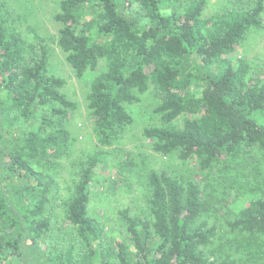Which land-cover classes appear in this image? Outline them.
Returning a JSON list of instances; mask_svg holds the SVG:
<instances>
[{
    "label": "trees",
    "instance_id": "trees-1",
    "mask_svg": "<svg viewBox=\"0 0 264 264\" xmlns=\"http://www.w3.org/2000/svg\"><path fill=\"white\" fill-rule=\"evenodd\" d=\"M204 7L58 0L54 41L74 75L100 64L85 95L95 139L85 151L46 41L23 36L0 0V264H264V75L225 57L262 26L264 3ZM148 91L161 96L144 139L193 160L198 179L146 170L145 207L118 210L114 238L88 210L91 185L132 122L125 105ZM134 164L120 160L115 175L127 180Z\"/></svg>",
    "mask_w": 264,
    "mask_h": 264
},
{
    "label": "rangeland",
    "instance_id": "rangeland-1",
    "mask_svg": "<svg viewBox=\"0 0 264 264\" xmlns=\"http://www.w3.org/2000/svg\"><path fill=\"white\" fill-rule=\"evenodd\" d=\"M6 1L13 10L16 26L22 35L32 40H35L38 35L46 41L49 50V66L55 74L65 78L66 84L63 91L77 105L68 126L72 135L77 136L76 149L89 150L94 146L95 139L92 124L87 115L85 95L87 85L100 71V64L94 70L87 69L80 78L74 75L72 68L65 61L64 53L54 41L59 23L54 21L52 15L57 10L58 0ZM191 1L193 0H176V3L185 6ZM253 3L254 0H205L203 15L209 16L226 8H246ZM262 17V26L255 31L253 28L249 29L245 39L239 42L225 57L232 62L236 61L235 59L238 57L250 60L255 65L254 70L264 75V10ZM160 96L156 91H148L139 95L140 100L136 103L125 105L132 117V122L118 143L109 147V150H115L108 155L107 163H104L98 173V180L91 185V200L88 203V210L103 222L106 231L114 238H119L122 233L118 210L128 207L131 212L138 213L145 207L144 194L147 189L143 174L146 170L164 169L198 179L193 160L183 162L176 155L161 156L152 150L149 142L142 135V129L155 122L156 116L152 114V110ZM176 122L180 124L182 118H178ZM122 159H130L135 163L134 172L128 173L127 180L123 177L126 172H122V175H119L120 178L115 175V169H117L115 165H119ZM111 179L114 180L111 181ZM215 185L218 184L215 183ZM56 214L60 219V213L57 211ZM220 221L216 220V224L225 229L223 237L231 236L233 233L229 231V226L224 223V220H222V224Z\"/></svg>",
    "mask_w": 264,
    "mask_h": 264
}]
</instances>
